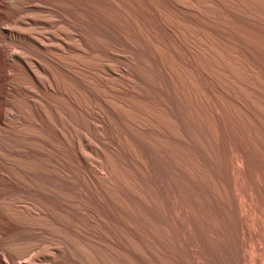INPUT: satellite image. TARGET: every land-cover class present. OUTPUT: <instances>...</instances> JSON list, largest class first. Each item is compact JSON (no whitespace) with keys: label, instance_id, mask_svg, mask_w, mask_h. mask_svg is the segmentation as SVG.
<instances>
[{"label":"bare ground","instance_id":"6f19581e","mask_svg":"<svg viewBox=\"0 0 264 264\" xmlns=\"http://www.w3.org/2000/svg\"><path fill=\"white\" fill-rule=\"evenodd\" d=\"M165 4L0 0V264L263 263L256 45Z\"/></svg>","mask_w":264,"mask_h":264},{"label":"rangeland","instance_id":"374dc122","mask_svg":"<svg viewBox=\"0 0 264 264\" xmlns=\"http://www.w3.org/2000/svg\"><path fill=\"white\" fill-rule=\"evenodd\" d=\"M259 1H261L259 3L264 6V0H259ZM158 2H160L162 4L166 3L164 0H158ZM238 3H240L241 5H242V3L247 5L248 10L250 12H252V14H246V15L252 16L253 18L256 19V21H249V23H248V21H246L247 19H245V17L237 18L234 15H230L225 11V7L236 11L237 9L233 8L232 6H233V4H238ZM192 4L194 5L193 2H192ZM208 4H210V6H211L210 9L198 7V9H196L197 13H193L191 11H186L183 9H172V11H173L172 12V11H170V8H168L167 4H165L163 6H166V9L169 12L174 13L177 16L179 15V16H183L185 18L187 17V18H192L195 20H200V21L206 23L212 29L218 30V32H220L221 34L224 33L223 35L228 40H230V41L235 40L233 35L231 34V32H227L225 30H222V27L220 26V18L222 16H225L226 18L224 19V22L226 21V23H228L230 26H234L235 29L237 28L236 29L237 31L240 30L239 32H241V34H243L248 40H250L251 42H253V44L256 45L255 46L256 49L253 51L250 50L249 54H251L256 59L259 60L258 67L262 70L261 71V73H262L261 78L264 82V11L257 9L254 6L252 0H218L217 2H210ZM100 7L99 8H100V10L102 9V11L103 10L106 11L107 10L106 8H108L107 6H104V5L103 6L100 5ZM240 10H243V9L240 8ZM108 11L109 10H107L106 12H108ZM245 12H246V10L244 11L243 14H245ZM258 18H261V20ZM258 20H260L261 23H259ZM250 22H252V23H250ZM206 33H208V31ZM208 35H210V33H208ZM234 43L239 49H242L244 46V44H238V42H236V41ZM243 57L246 58V55L244 54ZM115 73L120 77H125L124 70L122 67L116 68ZM263 92H264V90H263ZM261 107H263V109H264V104H261ZM257 132H258L257 134H260V137L263 138L261 135L262 133H260L261 131L260 132L257 131ZM258 137H259V135H258ZM263 141H264V139H263ZM91 157L93 160L96 159L94 156H91ZM263 157H264V155L262 156V158ZM102 172H103V170H102ZM219 239L223 240L224 243L226 242V245L228 244L227 249H229L231 247L232 244L229 243L230 241H228V238L225 240V239H222V237H220ZM257 243L263 244L262 249H259L257 247ZM233 245H234V243H233ZM232 247H234V246H232ZM230 249H234V248H230ZM230 251H232V250H230ZM220 252H221V254H225L224 249H221ZM246 253L248 254V256L250 258L255 257V256H257V257L260 256V258L262 259L261 262L263 261V263H264V235L263 236L261 235L259 237H253L249 242L248 248L246 249ZM258 254H260V255H258ZM25 261H26V259L22 260V263ZM263 263H261V264H263ZM249 264H251V262Z\"/></svg>","mask_w":264,"mask_h":264}]
</instances>
